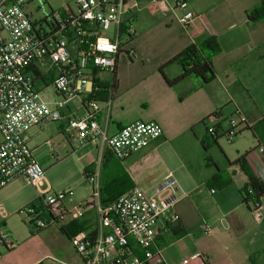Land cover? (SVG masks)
Instances as JSON below:
<instances>
[{
	"label": "built area",
	"instance_id": "1",
	"mask_svg": "<svg viewBox=\"0 0 264 264\" xmlns=\"http://www.w3.org/2000/svg\"><path fill=\"white\" fill-rule=\"evenodd\" d=\"M24 4V0H0V189L19 177L37 188L39 202L29 206L34 216L31 224L36 229L52 222L62 225L68 217H82L86 207H94L96 231L78 232L69 238L82 264H169L152 247L159 220H179L174 208L186 193L178 194L174 177L161 181L154 195L135 185L103 203L95 176L86 174L93 184V194L69 209L63 200L71 190L57 194L51 193L50 187L43 188L45 169L34 157L27 134L36 124L63 119L62 108L78 100L86 111L68 117L74 142L100 141L124 160L161 137L163 126L155 120L131 122L113 134L100 122L102 106L111 105L114 92L108 88L107 98L101 99L98 92L102 87L98 83L107 80L102 75L106 72H112L113 82L119 55L127 50L136 32L133 17L138 0H75L76 10L69 6L52 10L40 21L32 19ZM175 6L181 11V23L189 25L194 21L196 14L188 0H176ZM47 79L62 97L54 102L55 106L41 95L40 82L46 83ZM226 120L229 126L210 125L208 132L213 138L224 136L232 142L239 127L248 125V121L240 110ZM43 212L48 213L47 219L42 217ZM204 229L210 232L208 225ZM0 237L4 242L8 233L0 229ZM5 244L14 246L13 242ZM137 248L144 252L142 256ZM202 257L194 253L173 264H191Z\"/></svg>",
	"mask_w": 264,
	"mask_h": 264
},
{
	"label": "crops",
	"instance_id": "2",
	"mask_svg": "<svg viewBox=\"0 0 264 264\" xmlns=\"http://www.w3.org/2000/svg\"><path fill=\"white\" fill-rule=\"evenodd\" d=\"M188 1L196 14L194 21L185 25L179 19L181 11L176 13L174 24L180 36L176 40H171L169 36L164 38L162 43L165 54L159 58L154 66L155 69L152 70V79L157 85L151 88L153 90L151 99L155 101L157 96H160V99L139 113L137 115L139 117L135 119V121L160 122L164 130L161 137L152 141L146 148L121 160L122 168L109 167L116 156L109 153L100 141L87 140L77 143L71 139L68 117L71 114L83 115L86 111V107L79 105L78 100H75V107L83 110L82 113L78 114L68 108L69 113L65 114L62 110L66 126H63L61 135L72 145V151L78 154L88 176H95L100 188L108 180L117 177L120 172L126 171L133 181V186L138 185L147 194L154 195L157 185L164 178L168 175L174 176L179 186V195L186 193L174 208L179 214V220L168 222L166 218L160 219L158 235L152 247L154 251L161 253L166 263L177 262L172 261L169 255L162 251L163 243L173 236L179 239L189 238L193 243V248L186 257L194 253L202 254L201 260H192L191 264H264V197L260 199L257 207L244 203L242 189L248 184L249 178L241 166L234 163L245 155L246 163L264 182V150H262L264 141L259 140L252 129L264 116V105L254 102L256 107H250L245 96V92L250 96L251 91L264 90V17L253 21L248 15L249 11L261 7L264 0ZM138 8L139 2L133 17L135 26L138 22ZM164 23L166 29L174 25L169 20H165ZM137 32L138 24L128 44L131 50L129 51L127 46L128 51L120 53L116 64L118 93L122 90L119 77L120 60L123 54L137 56L138 50L135 46L139 43ZM209 37H215L221 48L220 53L214 56L216 78L204 83L200 78L188 76L174 85L169 84L160 71V66L189 44ZM129 58L132 60L133 57ZM164 72L172 79L181 75L182 67L177 62H172L164 68ZM106 82L109 83L108 80ZM181 95L185 97L180 98ZM49 102L55 106V101ZM229 104H234L236 109L227 113ZM106 107L102 106L100 122L107 126L109 133H116L125 124L135 122L127 120L115 107L108 115L106 109L110 106ZM237 110L246 117L248 125L239 127L236 138L227 146H223L224 162L216 164L213 159L211 165L215 168L207 176L200 177L199 164L193 169L191 166L194 163H191L187 157L174 162L170 159L167 161L159 155L158 150L177 135L183 136L185 142L189 140L190 143L204 148L203 141H206L210 146L214 138L209 134L208 127L219 123L220 127L226 128L224 124L227 116L233 115ZM44 124H36L29 131L38 126L42 128ZM29 131L27 134L31 141L35 138V134H30ZM244 131L248 132V136ZM220 138L218 137L217 142L214 143L218 144ZM179 163L182 170L177 167ZM221 170L224 174L209 184V181ZM86 176L83 185L88 195L80 202H85L93 194V184L90 185ZM21 178L25 177L13 181ZM228 178L230 182L225 184ZM205 184L208 190H205ZM204 190L210 195L207 197L210 202L202 195ZM83 214L81 219L86 221L85 231L94 233L98 227L95 208L86 207ZM5 218L0 217V224H6ZM68 219L70 218L65 221ZM205 225L210 227L209 233L205 232ZM37 236L50 237L54 250L51 254L43 251L42 256L29 264H43V259L49 257L53 259L48 264H62L61 261L82 264L80 256L75 252L68 235L61 229L59 223L52 222L49 226L38 229ZM7 242L14 243L13 247L5 244L7 250L16 248L17 244L14 240L9 239ZM64 243H67L73 252L69 251Z\"/></svg>",
	"mask_w": 264,
	"mask_h": 264
},
{
	"label": "rangeland",
	"instance_id": "3",
	"mask_svg": "<svg viewBox=\"0 0 264 264\" xmlns=\"http://www.w3.org/2000/svg\"><path fill=\"white\" fill-rule=\"evenodd\" d=\"M24 1L25 10L30 14L32 19L38 21L44 20L52 10L56 11L68 6L73 10L77 9L75 0ZM138 2L137 36H139V43L138 45L135 44L138 50L136 52L137 56H133L132 54H129L130 56L127 54L122 55L119 67L122 90L118 93L116 88L112 104L110 107H106L108 115L112 113V109L115 107L127 120L133 121L139 117L137 116L139 113L145 111L146 108L151 107L160 99V96H157L156 100L152 101L153 90L151 88L157 85V82L152 79V70L155 69L154 66L159 58L165 54L162 41L166 36H169L171 40H176L180 36L174 24L176 22L174 16L176 13H179V10L175 6L176 0H139ZM165 20H169L174 25L166 29ZM130 48L131 46H128L129 51L131 50ZM129 57H133L132 60ZM157 71L159 72L158 68ZM102 75L111 85L112 72L102 73ZM161 79L163 80L162 76ZM45 82H40L43 86L41 95L51 102L60 101L62 97L57 94L50 79H47ZM245 96L247 104L250 107H256L254 102L264 105V90L251 91L250 96L248 92H245ZM75 103L76 101H72L68 107L62 108L64 113H69L68 108L73 112L76 111L78 114L82 113L83 110L77 109ZM235 109L234 104H229L227 113ZM230 116L232 115L230 114ZM230 116H227V118ZM65 122L63 118L61 120L48 121L41 126L42 128L40 126L34 127L29 131L30 134H35V138L29 141V146L33 149L34 157L45 169L46 180L43 188L50 187L51 193L57 194L72 191L63 200L65 205L70 209L76 207L88 195V192L83 185L85 177L81 160L78 158V154L72 151V145L61 135L63 126H66ZM225 123V127L229 126L228 120H225ZM204 133H206V130H204ZM245 134L248 136L247 131ZM228 144L230 142L223 136L218 140V144L212 142L206 150L198 144L194 145L190 143L189 140L185 142L183 136L177 135L174 139L169 140L167 144L163 145L158 150V153L167 161L170 159L177 162L182 157L189 158L190 162L194 163L191 167L195 169L197 164H199L200 177H205L215 168L211 165L213 164L211 163L213 159L216 164L224 162L225 154L223 146H227ZM109 167L114 169L122 168L121 160L116 157L113 158ZM177 167L182 170L180 163ZM170 177L174 176L168 175L163 180ZM89 182L91 185L92 182ZM94 182L97 183V180ZM204 186L205 190H208L206 184ZM205 190L202 195L208 200L207 197H210V195ZM39 198V191L26 178L13 181L0 189V214H6V218L4 217L6 224H0V229L9 234V238L4 239V242H2L0 237V264H29L37 257H40V255L42 256L43 251H48L51 254V251L54 250L51 238L48 236H37L38 229L34 228L31 224L34 216L31 214L29 206L32 202L37 204ZM208 202L210 201L208 200ZM42 214V217L45 219L49 217L47 212H43ZM9 239L14 240L17 244L16 248L11 251L7 250L5 246V243ZM64 245L69 251L72 249L67 243H64ZM162 247V251L168 254L172 261L180 262L187 255L189 256L188 252L193 248V243L189 238L183 237L179 239L178 237L171 236L163 243ZM52 259V257L44 258L43 264H48ZM173 263L175 262H170L169 264Z\"/></svg>",
	"mask_w": 264,
	"mask_h": 264
},
{
	"label": "trees",
	"instance_id": "4",
	"mask_svg": "<svg viewBox=\"0 0 264 264\" xmlns=\"http://www.w3.org/2000/svg\"><path fill=\"white\" fill-rule=\"evenodd\" d=\"M249 18L253 21L261 19L264 17V1L261 7L256 8L248 12ZM221 48L216 41L215 37H209L200 42H193L189 44L186 48L177 53L172 59L160 66V71L166 78L167 82L171 85L179 82L183 78L188 76H194L200 78L204 83H209L216 78V70L214 66V56L220 53ZM172 62H177L182 67V73L180 76L175 78H169L164 72V68L167 67ZM116 68V67H115ZM114 68V70H115ZM114 79L112 84L105 82H99L98 84L102 87L99 91V97L101 99H106L108 96V88H112L113 92L116 90L117 77L116 70L114 71ZM181 95L180 98H183ZM253 132L259 138V140L264 141V116L255 124L253 127ZM218 137L214 138V142H217ZM203 146L207 150L209 144L203 141ZM109 153H112L109 147H106ZM239 164L241 168L248 175V184L242 189L243 201L248 206H256L262 197H264V182L257 176L246 163L245 155L239 157L235 162ZM87 170L84 171V176H86ZM224 172L219 171L210 181L209 184L214 181V179L220 178ZM230 182L228 178L224 183ZM133 187V181L126 171H122L117 175V177L112 178L105 182V184L100 188V197L103 203L110 202L123 194L125 191ZM252 190V191H250ZM84 202V201H83ZM86 202V200H85ZM35 204V202L30 203V205ZM61 226V229L70 238L73 234L85 231L86 221L82 220L81 217L76 216L65 221ZM139 255H143L144 252L138 250Z\"/></svg>",
	"mask_w": 264,
	"mask_h": 264
},
{
	"label": "bare ground",
	"instance_id": "5",
	"mask_svg": "<svg viewBox=\"0 0 264 264\" xmlns=\"http://www.w3.org/2000/svg\"><path fill=\"white\" fill-rule=\"evenodd\" d=\"M115 71V70H114Z\"/></svg>",
	"mask_w": 264,
	"mask_h": 264
}]
</instances>
